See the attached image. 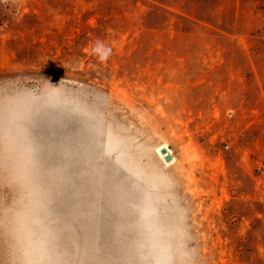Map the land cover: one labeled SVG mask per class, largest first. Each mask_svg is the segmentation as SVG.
<instances>
[{
	"label": "rangeland",
	"instance_id": "1",
	"mask_svg": "<svg viewBox=\"0 0 264 264\" xmlns=\"http://www.w3.org/2000/svg\"><path fill=\"white\" fill-rule=\"evenodd\" d=\"M0 264H264V0H0Z\"/></svg>",
	"mask_w": 264,
	"mask_h": 264
},
{
	"label": "bare ground",
	"instance_id": "2",
	"mask_svg": "<svg viewBox=\"0 0 264 264\" xmlns=\"http://www.w3.org/2000/svg\"><path fill=\"white\" fill-rule=\"evenodd\" d=\"M162 148H166V149H167V154H171V156H172V159H171V160H167V163H171V162H173L174 159H175V157L172 155L171 150H170V148L167 146V144H166V143L161 144V145H159L158 148H157L159 154H160L164 159H166V158H165L166 153H163V152H162Z\"/></svg>",
	"mask_w": 264,
	"mask_h": 264
},
{
	"label": "water",
	"instance_id": "3",
	"mask_svg": "<svg viewBox=\"0 0 264 264\" xmlns=\"http://www.w3.org/2000/svg\"><path fill=\"white\" fill-rule=\"evenodd\" d=\"M162 152L166 153V155H165L166 160H171L172 159L171 154H167V149L166 148H162Z\"/></svg>",
	"mask_w": 264,
	"mask_h": 264
}]
</instances>
